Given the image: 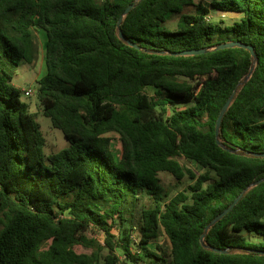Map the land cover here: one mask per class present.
<instances>
[{
	"label": "trees",
	"instance_id": "1",
	"mask_svg": "<svg viewBox=\"0 0 264 264\" xmlns=\"http://www.w3.org/2000/svg\"><path fill=\"white\" fill-rule=\"evenodd\" d=\"M132 4L123 40L118 23ZM212 11L243 17L212 23ZM173 14H181L177 30L163 29ZM35 30L48 37L43 113L69 143L48 157L13 85L21 63L34 59ZM230 42L255 55L241 47L178 55ZM111 132L121 135L119 157ZM261 153L264 0H0V264H264V182L250 187L264 178ZM179 157L207 173L197 177ZM162 172L197 178L191 195L168 199ZM145 196L152 203L136 229ZM161 233L169 251L149 247Z\"/></svg>",
	"mask_w": 264,
	"mask_h": 264
},
{
	"label": "rangeland",
	"instance_id": "2",
	"mask_svg": "<svg viewBox=\"0 0 264 264\" xmlns=\"http://www.w3.org/2000/svg\"><path fill=\"white\" fill-rule=\"evenodd\" d=\"M211 0H196V4L203 3L204 5L209 4ZM196 12V7H187L184 10V13L193 14ZM181 17V14H173L170 16L168 21L162 24V28L169 31H175L178 28V22ZM243 17L242 14L228 12L227 14H222L218 11H212L209 14V22L212 23H224L223 25H231L235 21H240ZM34 38H35V56L31 63L29 62H23L21 65L17 68L15 72V76L13 79V85L22 91L21 99L22 101L28 106L29 113L33 115L35 120L40 125L41 131L43 136L46 139V146L44 148V153L46 157L51 155L52 153H57L64 148L68 147L69 143L67 139L65 138L63 132L55 127H53L51 120L46 117L43 113V106L40 102L39 96H38V80H40L47 71L46 66V47L48 42V37L45 31L43 30H35L34 32ZM27 89H31L32 94L31 96H26L25 91ZM148 92L150 94H155V89L149 88ZM191 105H184L179 106L180 109L187 108ZM171 111L169 110V114ZM112 139L111 142V149L114 152L115 156L119 157L121 153V135L118 132H111L107 134ZM178 162L184 166V168H187L191 170L197 177L204 175L207 173V169H203L198 164H196L193 161H190L186 159L185 157H179L177 158ZM211 178H216V174L214 172L210 173ZM162 185L168 194V199L175 197L179 193H188V195H191V192L189 191V187L192 186L196 179H193L191 175L187 174L181 181H178L174 176H172L169 173L162 172L160 174ZM151 199L148 196H145L142 198V201H140L137 209L133 212L134 215V226L136 229L139 228V224L141 222V212L144 207H148L151 205ZM123 228L121 226L117 225L114 229V232L116 234V240L119 242L120 238L122 237L121 231ZM138 232H132L133 234V242H137L139 239ZM249 239L251 241H259L260 238L255 235H248ZM97 239L101 242L103 246H105L104 236L103 234H99L97 236ZM157 246H162L166 251L170 250V246L168 243V240L166 236L161 233L159 238L155 241H153L149 247L156 250ZM134 250H137L135 244H133ZM86 252L91 253L92 250H84ZM121 250H117L118 256L121 258V260H124V256L120 252ZM102 254L105 256L108 254V251L105 250L102 252Z\"/></svg>",
	"mask_w": 264,
	"mask_h": 264
},
{
	"label": "water",
	"instance_id": "3",
	"mask_svg": "<svg viewBox=\"0 0 264 264\" xmlns=\"http://www.w3.org/2000/svg\"><path fill=\"white\" fill-rule=\"evenodd\" d=\"M135 6V4H132L130 5L126 11L124 12V14L122 15V17L120 18L119 20V23H118V27L120 29V37L125 40V36L123 34V32L121 31V25H122V21L124 19V17L130 12V10ZM132 46L136 47V48H139L136 44L134 43H130ZM234 47H241V48H245V49H248L251 51V53L253 55H255V50H254V47L252 46H248V45H244L240 42H230V43H223V44H220V45H217L216 47L214 48H209V49H201V50H189V51H184V52H181V53H178V55H198V54H203V53H207L211 50H221V49H227V48H234ZM235 93H236V90L234 91V93L232 94V96L229 98V100L227 101V103L225 104V106L223 107L220 115H219V118L217 120V125H216V135L217 137H219L220 135V129H221V126H222V121H223V118L225 116V113L227 112L228 108L230 107L231 105V102L232 100L234 99V96H235ZM258 156H262L264 157V153H261V154H257ZM262 182H264V178L255 182L254 184H252L250 187H253V186H257L259 184H261ZM249 187V188H250ZM247 188L233 203L232 205L227 208L224 212H222L221 214H219L216 218H214L209 226L206 228V231L214 226L215 224H217L220 220H222L226 215H228L234 208L235 206L237 205V203L240 201V199L242 198L243 194L249 189ZM205 236L206 234H204L201 238V242L204 243V239H205ZM264 254V252H261Z\"/></svg>",
	"mask_w": 264,
	"mask_h": 264
},
{
	"label": "built area",
	"instance_id": "4",
	"mask_svg": "<svg viewBox=\"0 0 264 264\" xmlns=\"http://www.w3.org/2000/svg\"><path fill=\"white\" fill-rule=\"evenodd\" d=\"M25 94H26V96H31V94H32L31 89L26 90L25 91Z\"/></svg>",
	"mask_w": 264,
	"mask_h": 264
}]
</instances>
